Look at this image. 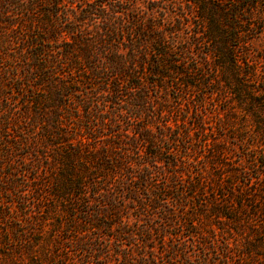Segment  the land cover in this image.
<instances>
[{"label": "trees", "instance_id": "16d2710c", "mask_svg": "<svg viewBox=\"0 0 264 264\" xmlns=\"http://www.w3.org/2000/svg\"><path fill=\"white\" fill-rule=\"evenodd\" d=\"M136 1L0 0V264H264V0Z\"/></svg>", "mask_w": 264, "mask_h": 264}, {"label": "rangeland", "instance_id": "374dc122", "mask_svg": "<svg viewBox=\"0 0 264 264\" xmlns=\"http://www.w3.org/2000/svg\"><path fill=\"white\" fill-rule=\"evenodd\" d=\"M227 3L230 4L231 2L228 1ZM263 3H264V1H263ZM135 4H136V6L139 7L140 12H141V13H144V16H146V14H148V13H147V7L150 8L151 3H149L147 0H138V1L135 2ZM159 15H162V14L159 13L158 16H159ZM250 46H251V45H250ZM249 48L252 49V50L254 49V50H256L257 52H259L258 54H259V56H260V54H261V50L264 51V33H263L262 35H260L258 38H256V39L254 40V42L252 43V46L249 47ZM263 56H264V54H263ZM262 65H264V64H262ZM161 95H162V94H161Z\"/></svg>", "mask_w": 264, "mask_h": 264}]
</instances>
